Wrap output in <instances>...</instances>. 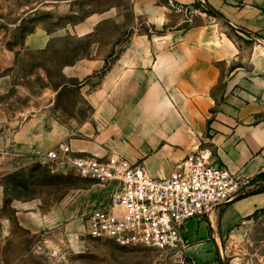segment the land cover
<instances>
[{
	"label": "crops",
	"instance_id": "1",
	"mask_svg": "<svg viewBox=\"0 0 264 264\" xmlns=\"http://www.w3.org/2000/svg\"><path fill=\"white\" fill-rule=\"evenodd\" d=\"M166 1L147 11L149 20L162 28L167 12L182 13L173 27L135 33L107 63L85 58L66 65L64 81L51 85L44 103L21 102L13 91L27 90L7 70L10 64L0 68V209H11L18 228L44 224L47 203L38 195L10 196L6 177L32 170L34 161L51 179L75 176L49 173L37 158L61 144L73 156L117 153L143 163L156 179L199 151L249 181L237 198L185 221L186 244L171 264H221L223 241L264 208V176H258L264 172V61L242 64L240 48L226 33L233 28L264 40V0ZM48 42L45 31L32 32L23 50H44ZM76 176L77 185L46 205L53 213L84 215L107 205L113 182L94 193L88 178ZM70 223L78 227L79 218Z\"/></svg>",
	"mask_w": 264,
	"mask_h": 264
},
{
	"label": "rangeland",
	"instance_id": "2",
	"mask_svg": "<svg viewBox=\"0 0 264 264\" xmlns=\"http://www.w3.org/2000/svg\"><path fill=\"white\" fill-rule=\"evenodd\" d=\"M156 2L0 0V68L10 64L7 70H10L17 85L28 92L19 94L17 87L13 94L20 97L21 102L34 99L36 105L44 103L51 85L64 81L61 70L66 65L85 58H102L107 63L135 33L151 31L159 34L182 19V13L171 10L167 12L166 24L156 28L149 20L147 11L155 4H166L167 1ZM189 23L186 22L184 26L187 27ZM179 26L182 27V23ZM40 30L48 33V46L44 50H23L26 35ZM234 30L226 28V33L240 48L238 61L242 64L264 61V42ZM39 69H42L43 76H40ZM34 73L33 78H26ZM38 163L34 161L32 164L35 171L27 170L6 177L11 188L10 196L38 195L48 204L55 198L63 197L71 186L77 185V174L51 179ZM88 180L92 191L100 192L102 187L99 184L102 182L92 178ZM111 196L107 198V205ZM95 199L100 201L101 197ZM46 205L45 223L32 225L34 228L26 230L14 224L10 208L0 209V264L172 263V254L153 247L122 246L112 239L93 238L86 233L85 214L53 213ZM93 209L96 207L92 206ZM78 218L79 226L72 228L70 222ZM220 255L221 264H264V211H257L248 221L237 225L223 241Z\"/></svg>",
	"mask_w": 264,
	"mask_h": 264
},
{
	"label": "built area",
	"instance_id": "3",
	"mask_svg": "<svg viewBox=\"0 0 264 264\" xmlns=\"http://www.w3.org/2000/svg\"><path fill=\"white\" fill-rule=\"evenodd\" d=\"M38 158L49 173L71 170L84 178L115 184L109 204L85 214L87 235L169 254L184 248L186 220L225 205L249 184L199 151L187 154L162 179L153 178L143 163H131L117 153L73 156L65 144Z\"/></svg>",
	"mask_w": 264,
	"mask_h": 264
},
{
	"label": "trees",
	"instance_id": "4",
	"mask_svg": "<svg viewBox=\"0 0 264 264\" xmlns=\"http://www.w3.org/2000/svg\"><path fill=\"white\" fill-rule=\"evenodd\" d=\"M209 12V10H207ZM258 176H264V172L260 173ZM259 211H264V208L263 209H260ZM256 213V212H255ZM255 213H253L251 216H253Z\"/></svg>",
	"mask_w": 264,
	"mask_h": 264
}]
</instances>
